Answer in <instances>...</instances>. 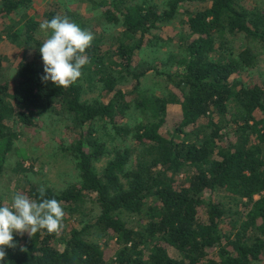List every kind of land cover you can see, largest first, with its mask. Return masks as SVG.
Listing matches in <instances>:
<instances>
[{"label":"trees","instance_id":"16d2710c","mask_svg":"<svg viewBox=\"0 0 264 264\" xmlns=\"http://www.w3.org/2000/svg\"><path fill=\"white\" fill-rule=\"evenodd\" d=\"M241 1L209 0L205 8L192 10L185 0H167L158 12L146 2L112 0L116 15L109 12L108 18L119 25V36L105 51L99 40L91 43L85 52L89 62L68 88L42 83L44 72L36 63L19 59L16 79L0 82V163L15 138L9 123L33 126L34 114L65 118L75 135L65 152L75 161L79 183L61 191L43 188L44 198L61 202L63 221L87 198L97 216L65 237L46 229L30 236L13 233L16 247L4 249L0 264L264 263V84L250 87L236 79L256 67L258 56L251 47L235 49L231 42L242 36L264 45V14ZM31 3L0 0V20L8 22L0 36L19 48L31 46L38 28L27 14ZM55 16L81 26L72 13L46 11L43 19ZM176 19L183 31L175 39V71L136 69L135 57L147 35ZM151 73L165 77L178 94L163 98L146 90L142 79ZM84 74L111 97L84 102L79 85ZM122 79L134 82L130 90L117 87ZM170 104L181 111L174 122ZM132 110L146 121L125 126ZM97 122L135 145L116 151L101 171L95 169L105 153L95 136ZM140 147L150 158L132 165ZM26 186L25 195L39 201L41 188ZM218 191L239 201L240 209L232 215L215 202Z\"/></svg>","mask_w":264,"mask_h":264},{"label":"rangeland","instance_id":"374dc122","mask_svg":"<svg viewBox=\"0 0 264 264\" xmlns=\"http://www.w3.org/2000/svg\"><path fill=\"white\" fill-rule=\"evenodd\" d=\"M112 0H32L27 14L38 22V28L33 36V42L29 48H19L9 39L0 36V82L8 81L12 83L16 79V64L20 58H27L36 63L41 72H44V64L40 54V46L52 34L51 30H41L40 24L44 22L43 14L46 11H57L59 14L72 13L76 15L81 23V28L90 31L95 40L100 41L101 50L105 51L111 48L112 40L119 36V25L111 22L108 16L109 12L114 15L109 6ZM129 2H146L153 8L162 12L166 8L167 0H128ZM189 9L197 10L205 8L209 0H185ZM242 5L247 9L257 8L264 14V0H242ZM118 17V15H117ZM119 18V17H118ZM14 19H18L15 17ZM8 24L0 20V31L3 25ZM183 27L178 23V19L167 25H162L151 31L147 35L144 46L140 54L136 55L134 66L139 71L150 66L159 72L172 73L176 69V61L179 52L175 46V39L182 33ZM173 39L174 42H170ZM149 40V42H147ZM147 42V43H146ZM232 45L235 49L251 47L258 56L256 67L251 71H243L236 74L235 77L247 86L264 84V45L258 41L245 39L238 36L232 39ZM93 78L86 79L85 74L79 85L82 89V100L87 103L101 100L106 101L111 94H105L101 87L92 82ZM145 89L155 96L167 98L169 93L174 91L165 77L153 73L147 74L142 79ZM134 82L131 80H118V88L128 91L132 88ZM178 94V93H177ZM168 116L174 122L179 119L180 107L176 104H170L167 107ZM30 118L33 120V126H23L18 122L9 123L10 132L15 135L13 145L5 154L4 162L0 163V200L11 206L12 198L15 194L25 195L26 182L37 188H51L55 191H61L79 183L75 161L66 152L75 139L72 125L68 120L61 116L49 114H34ZM146 121V118L137 110L126 113L123 124L132 127L138 123ZM171 122V123H172ZM205 122V121H204ZM170 123V124H171ZM95 136L104 145V156L95 163V169L101 171L106 163L114 157L116 151H123L126 148H134L131 140H122L113 135L109 126L103 122H97L94 125ZM3 150V144H0V160ZM142 147L134 150L131 157V164L137 161H147L150 156ZM131 164L126 169V173L131 171ZM23 165V166H22ZM125 181L124 178H121ZM126 182V181H125ZM213 200L219 202L225 209L234 211L240 209V202L229 197L226 193L218 191ZM70 215V214H69ZM97 216V208L90 199L80 204L76 212L67 216L62 221L63 227L60 231L63 237L71 228H79L85 223L93 221ZM227 227V226H226ZM113 247V246H111ZM173 255V250H169ZM262 264V263H260ZM264 264V263H263Z\"/></svg>","mask_w":264,"mask_h":264},{"label":"clouds","instance_id":"9594fccd","mask_svg":"<svg viewBox=\"0 0 264 264\" xmlns=\"http://www.w3.org/2000/svg\"><path fill=\"white\" fill-rule=\"evenodd\" d=\"M41 30L52 34L40 46L44 64L42 83L51 81L59 88H68L82 75L81 69L89 61L85 55L91 46L93 34L70 21L67 16H55L40 24ZM45 190H39V201L26 195L15 194L11 206H0V261L6 257L5 248H15L13 233H27L29 236L41 229L49 234L62 230L65 212L61 202L46 199ZM25 249L21 248V251Z\"/></svg>","mask_w":264,"mask_h":264}]
</instances>
